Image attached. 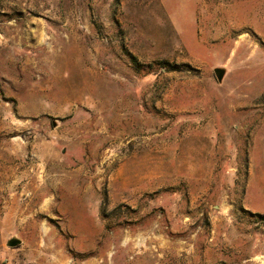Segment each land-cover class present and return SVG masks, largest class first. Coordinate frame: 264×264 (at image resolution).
I'll list each match as a JSON object with an SVG mask.
<instances>
[{
  "label": "rangeland",
  "instance_id": "374dc122",
  "mask_svg": "<svg viewBox=\"0 0 264 264\" xmlns=\"http://www.w3.org/2000/svg\"><path fill=\"white\" fill-rule=\"evenodd\" d=\"M0 264H264V0H0Z\"/></svg>",
  "mask_w": 264,
  "mask_h": 264
},
{
  "label": "water",
  "instance_id": "95a60500",
  "mask_svg": "<svg viewBox=\"0 0 264 264\" xmlns=\"http://www.w3.org/2000/svg\"><path fill=\"white\" fill-rule=\"evenodd\" d=\"M215 74H216V77H217V80L219 82H222L225 75H226V70L225 69H222V68H217L215 69ZM21 241L14 238V239H11L9 242H8V246L10 248H15L17 247L18 245H20Z\"/></svg>",
  "mask_w": 264,
  "mask_h": 264
}]
</instances>
